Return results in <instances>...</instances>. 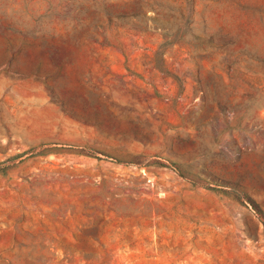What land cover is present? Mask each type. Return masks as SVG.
I'll return each instance as SVG.
<instances>
[{"label": "rangeland", "instance_id": "1", "mask_svg": "<svg viewBox=\"0 0 264 264\" xmlns=\"http://www.w3.org/2000/svg\"><path fill=\"white\" fill-rule=\"evenodd\" d=\"M0 264H264V0H0Z\"/></svg>", "mask_w": 264, "mask_h": 264}, {"label": "trees", "instance_id": "2", "mask_svg": "<svg viewBox=\"0 0 264 264\" xmlns=\"http://www.w3.org/2000/svg\"><path fill=\"white\" fill-rule=\"evenodd\" d=\"M250 203H251L253 209H254L258 214L262 215L261 210L256 206V204H254L253 202H250Z\"/></svg>", "mask_w": 264, "mask_h": 264}]
</instances>
